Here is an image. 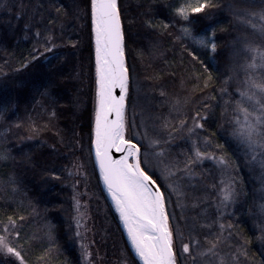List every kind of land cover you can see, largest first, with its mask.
I'll return each instance as SVG.
<instances>
[{"label": "trees", "instance_id": "obj_1", "mask_svg": "<svg viewBox=\"0 0 264 264\" xmlns=\"http://www.w3.org/2000/svg\"><path fill=\"white\" fill-rule=\"evenodd\" d=\"M197 2L118 0L130 76L126 138L165 194L177 264H210L214 253L227 264H264V157L233 135L241 107L259 114L240 93L249 77L264 83V70L247 68L249 48L264 50V20L250 15L264 0H211L187 20L177 14ZM212 36L215 52L201 43ZM96 111L91 0H0V156L8 157L0 158V236L24 264H141L94 162ZM197 112L203 128L193 123ZM147 140L159 141L172 191L144 159ZM226 188L234 195L224 212ZM217 236L214 253L201 257ZM0 264L21 261L0 252Z\"/></svg>", "mask_w": 264, "mask_h": 264}, {"label": "snow or ice", "instance_id": "obj_2", "mask_svg": "<svg viewBox=\"0 0 264 264\" xmlns=\"http://www.w3.org/2000/svg\"><path fill=\"white\" fill-rule=\"evenodd\" d=\"M212 6L214 5L211 0H198L195 5L179 8L177 14L187 20L189 9L191 12L200 13ZM250 15H259L260 19L264 20V11L258 14L250 13ZM91 16L96 41L98 97L95 125L96 159L100 164L105 184L125 224L128 236L143 264H177V249L174 246L173 230L168 222L165 194L160 190L153 175L142 167L143 154L140 146L134 143L133 139L126 138L125 112L129 75L118 0H91ZM163 27L166 29L167 25ZM184 32L187 34L188 30L185 29ZM201 43L210 45L211 50L215 52L214 36L202 40ZM249 51L253 53V59L247 68L250 70L264 69V50L249 48ZM257 57L260 61L259 65L256 62ZM248 86L249 91L241 92L240 95L253 100L258 105L259 114L249 113L247 108L241 107L243 121L237 119V128L233 135L238 137L253 153V158L258 151L264 157V103H261L256 96V92L264 96V83H257L255 79L249 77ZM117 88L123 94L117 96L114 91ZM253 89L255 92L252 91ZM113 116L114 119L110 118ZM199 119H206V117H201L197 112L193 123L203 128V124H198ZM184 123L181 121V127ZM152 143H159V141H152ZM113 149L125 155L120 159H115L112 155ZM204 155L197 150L198 158ZM0 158L6 160L8 157L3 155ZM220 162L227 164L223 157ZM261 165L264 167V159L261 160ZM167 171L169 175L172 174L170 168H167ZM233 195V190L226 188L224 200L231 201ZM10 224L15 225V221L11 218ZM223 228L224 226L221 225V229ZM181 240L183 241V233H181ZM218 240L219 236L216 240L210 241L211 246L201 255L214 253ZM195 243L199 245L200 242L196 240ZM0 249L16 256L21 264H24L21 253L8 243L5 236H0ZM181 250L184 253H190L189 244L182 242ZM244 254L247 255L246 252ZM86 255L90 254L86 252Z\"/></svg>", "mask_w": 264, "mask_h": 264}, {"label": "rangeland", "instance_id": "obj_3", "mask_svg": "<svg viewBox=\"0 0 264 264\" xmlns=\"http://www.w3.org/2000/svg\"><path fill=\"white\" fill-rule=\"evenodd\" d=\"M259 64H260V61H259ZM264 70V69H262ZM255 92V90H254ZM256 96L258 99H260V101L262 100V98L264 99V96H261L258 92H256ZM253 101V100H252ZM263 101V100H262ZM261 101V103H262ZM252 107L254 106H258L254 101H253V104L251 105ZM135 142V141H134ZM137 143V142H136ZM148 147H149V151H147L146 153H144V159L146 160V162H150L152 161L151 163H153L154 165L151 167V169H155V170H158V172L161 174L162 176V179L164 180V182L166 183L167 187L169 188L170 191H172L173 189V183L172 182V175H169L168 174V171L166 170V168L164 166H162L161 164L158 163V160H157V156H158V153L155 151V145H153V143H151L150 140H147L146 141ZM259 152V151H258ZM199 160L201 161H205V160H208L206 157H199ZM214 163L216 164H219V161H213ZM156 163V164H155ZM221 166V165H220ZM231 203V201H225L224 200V196L223 198L221 199V202H220V209H222V211L225 212V210H227L229 206V204ZM131 240V239H130ZM132 242V241H131ZM133 245V244H132ZM134 248V247H133ZM135 250V248H134ZM0 252H5L7 253L6 250H2L0 249ZM136 252V251H135ZM183 252V251H182ZM184 253V252H183ZM137 254V253H136ZM186 254V253H184ZM201 255V254H200ZM137 256L139 257V255L137 254ZM201 257H208V253L205 254V255H201ZM140 258V257H139ZM211 261H210V264H227L225 262L224 259H221L215 255V253L213 255L210 256ZM219 258V259H218ZM202 260L199 256V261ZM230 264V263H229Z\"/></svg>", "mask_w": 264, "mask_h": 264}, {"label": "water", "instance_id": "obj_4", "mask_svg": "<svg viewBox=\"0 0 264 264\" xmlns=\"http://www.w3.org/2000/svg\"><path fill=\"white\" fill-rule=\"evenodd\" d=\"M122 28H123V26H122ZM93 33H94V41H95L94 24H93ZM95 48H96V41H95ZM124 50H125V38H124ZM125 59H126V55H125ZM126 64H127V59H126ZM128 75H129V70H128ZM129 81H130V76H129ZM129 81H128V90H129ZM114 91H115V94H116L117 96L123 94V93H121V91H120L119 88L115 89ZM127 97H128V91H127V93H126V112H125V117H126V113H127ZM97 101H98V97H97ZM110 118H113V119H114V116H113V117H110ZM95 125H96V120H95ZM133 142H134V141H133ZM134 143H136V142H134ZM136 144H137V143H136ZM112 155H113V157H114L115 159H120L123 155H125V153H122V152H116V151L113 149V151H112ZM93 158H94V162H95V165H96L97 171H98V173H99V175H100V179H101L102 187H103L104 191L106 192V194H107V196H108V199H109V201L111 202V204H112L114 210L117 212V214H118V216H119V220H120V222H121V225H122V227H123V229H124V231H125L126 237H127L128 241L130 242L131 247H132L134 253L136 254V252H135V250H134V248H133L132 242H131V240H130V238H129V236H128V232H127V229H126V227H125V224H124L123 220H122L121 217H120V212H119V210L117 209V207H116V203H115V201L113 200L112 195H111V193L109 192V190H108V188H107V186H106V184H105V181H104L103 175H102V173H101L100 164H99V162H98L97 159H96V150H95V131H94V139H93ZM160 190H161V189H160ZM136 256H137V254H136ZM137 258L139 259L140 263L143 264V261L141 260V258H139L138 256H137Z\"/></svg>", "mask_w": 264, "mask_h": 264}]
</instances>
